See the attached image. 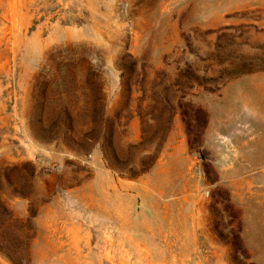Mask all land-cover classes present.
<instances>
[{"label":"rangeland","instance_id":"374dc122","mask_svg":"<svg viewBox=\"0 0 264 264\" xmlns=\"http://www.w3.org/2000/svg\"><path fill=\"white\" fill-rule=\"evenodd\" d=\"M0 264H264V0H0Z\"/></svg>","mask_w":264,"mask_h":264},{"label":"crops","instance_id":"0c3cea01","mask_svg":"<svg viewBox=\"0 0 264 264\" xmlns=\"http://www.w3.org/2000/svg\"><path fill=\"white\" fill-rule=\"evenodd\" d=\"M179 154L181 156V160L183 161L181 165H185L186 169L183 174H180L177 177H174L175 175H167L168 177H165L164 179L161 178L160 173L163 169L167 168L166 166H169L162 158H160L153 166V207L157 205V209L160 207L170 206L179 210L181 208L182 210L177 212V215L181 214L182 218L186 216L181 223L188 224L190 226L199 222L196 213H198L201 208H204V191H202V193V188L200 187H205V183L203 186H198L192 182L196 177L201 179V176L194 173V165L190 159V155L184 152ZM176 178L187 179L190 183H188L186 187L175 188ZM190 211L193 212V219L189 218L191 215ZM157 214L158 212L155 213V215Z\"/></svg>","mask_w":264,"mask_h":264},{"label":"trees","instance_id":"16d2710c","mask_svg":"<svg viewBox=\"0 0 264 264\" xmlns=\"http://www.w3.org/2000/svg\"><path fill=\"white\" fill-rule=\"evenodd\" d=\"M6 256H8L7 254H5Z\"/></svg>","mask_w":264,"mask_h":264}]
</instances>
